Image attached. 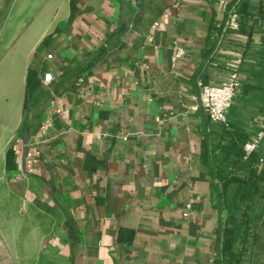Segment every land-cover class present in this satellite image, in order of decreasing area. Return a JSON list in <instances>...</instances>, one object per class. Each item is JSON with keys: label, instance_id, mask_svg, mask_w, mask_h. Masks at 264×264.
I'll return each instance as SVG.
<instances>
[{"label": "crops", "instance_id": "0c3cea01", "mask_svg": "<svg viewBox=\"0 0 264 264\" xmlns=\"http://www.w3.org/2000/svg\"><path fill=\"white\" fill-rule=\"evenodd\" d=\"M262 125L264 0H0V264H264Z\"/></svg>", "mask_w": 264, "mask_h": 264}, {"label": "built area", "instance_id": "2783aa9c", "mask_svg": "<svg viewBox=\"0 0 264 264\" xmlns=\"http://www.w3.org/2000/svg\"><path fill=\"white\" fill-rule=\"evenodd\" d=\"M239 26L238 15L233 13L227 23L228 29H237ZM186 50L179 44L175 47L172 57L174 62L185 56ZM240 86V73L237 70L232 71L229 76L220 84H204L200 83V92L195 96V104L191 107L194 110L203 109L208 117L213 121L226 122L227 113L233 104L236 91ZM51 120L47 119L40 127L41 132H47ZM264 137V125L256 132L251 139L245 142L243 151L245 159L259 147ZM37 141L27 144L28 148L23 157V167L26 171L31 172L38 161L40 154ZM17 153H21V146H16Z\"/></svg>", "mask_w": 264, "mask_h": 264}]
</instances>
